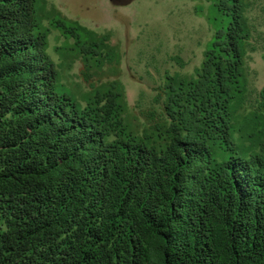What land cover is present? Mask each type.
Returning <instances> with one entry per match:
<instances>
[{"label": "trees", "instance_id": "trees-1", "mask_svg": "<svg viewBox=\"0 0 264 264\" xmlns=\"http://www.w3.org/2000/svg\"><path fill=\"white\" fill-rule=\"evenodd\" d=\"M202 1L200 65L166 71L137 115L110 33L0 0V264H264V32L256 0Z\"/></svg>", "mask_w": 264, "mask_h": 264}, {"label": "rangeland", "instance_id": "rangeland-1", "mask_svg": "<svg viewBox=\"0 0 264 264\" xmlns=\"http://www.w3.org/2000/svg\"><path fill=\"white\" fill-rule=\"evenodd\" d=\"M41 1L47 12H56L99 35L110 33L108 43L120 52L115 76L124 86L130 110L137 115L152 103L166 71L194 73L213 34L202 0H46L48 4ZM256 4L252 16L264 32V0H256ZM49 42L56 61H66L68 53L62 52L74 39L51 28ZM258 43L264 47V41ZM263 53L264 48L250 53V86L256 91L264 85ZM178 60L186 65L181 67ZM82 67V61L76 60L68 77L87 88L80 75ZM108 78L113 75L105 74L103 80Z\"/></svg>", "mask_w": 264, "mask_h": 264}]
</instances>
